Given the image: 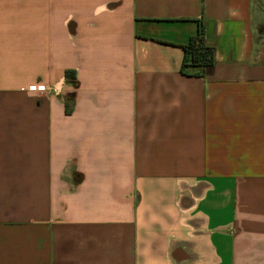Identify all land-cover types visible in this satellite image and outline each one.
Returning <instances> with one entry per match:
<instances>
[{
  "label": "crops",
  "instance_id": "obj_1",
  "mask_svg": "<svg viewBox=\"0 0 264 264\" xmlns=\"http://www.w3.org/2000/svg\"><path fill=\"white\" fill-rule=\"evenodd\" d=\"M0 264H264V0H0Z\"/></svg>",
  "mask_w": 264,
  "mask_h": 264
},
{
  "label": "trees",
  "instance_id": "obj_2",
  "mask_svg": "<svg viewBox=\"0 0 264 264\" xmlns=\"http://www.w3.org/2000/svg\"><path fill=\"white\" fill-rule=\"evenodd\" d=\"M202 34V29H199L196 34L190 37L188 42L181 47L183 51L181 73H184L186 68H204L208 70L213 67L212 51L204 46Z\"/></svg>",
  "mask_w": 264,
  "mask_h": 264
}]
</instances>
